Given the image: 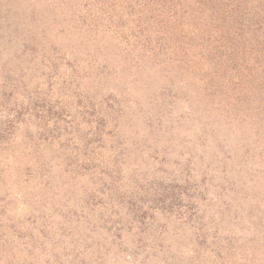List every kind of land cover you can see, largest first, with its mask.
I'll return each mask as SVG.
<instances>
[{
  "label": "rangeland",
  "instance_id": "rangeland-1",
  "mask_svg": "<svg viewBox=\"0 0 264 264\" xmlns=\"http://www.w3.org/2000/svg\"><path fill=\"white\" fill-rule=\"evenodd\" d=\"M0 264H264V0H0Z\"/></svg>",
  "mask_w": 264,
  "mask_h": 264
}]
</instances>
